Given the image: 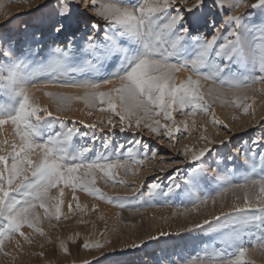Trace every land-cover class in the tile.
<instances>
[{
    "label": "snow or ice",
    "instance_id": "snow-or-ice-1",
    "mask_svg": "<svg viewBox=\"0 0 264 264\" xmlns=\"http://www.w3.org/2000/svg\"><path fill=\"white\" fill-rule=\"evenodd\" d=\"M47 3L48 0H44L35 10L46 6ZM204 4L205 0H138L134 6L123 4L120 0H56L53 7L54 15L58 18L55 24L56 32L65 29V22L72 21L77 7L96 17L97 22L92 24V32L84 42L82 51L90 55L86 57L83 67H68L67 60L73 48L70 40L66 48H54L53 51L60 57L54 59L50 65L54 72L95 70L96 63L93 60L96 57L108 58L117 54L127 60V65L125 70L113 73L111 77L100 81L48 79L47 84L83 91L82 95L45 93L53 98L58 113L70 110L74 101H82L88 109L104 114L99 120V127L96 122H71L88 130L84 132L80 128L68 127L67 118L54 116L48 107L39 105L31 90L40 85L35 82L26 85L23 78H10L9 87L6 89L10 102L0 104V111L6 112L0 115V130L6 124H11V135L14 137L12 141H0V258H10V264H15L19 257L21 264H25L22 258L30 254L43 260L44 264H77L76 257L70 262L67 259L73 256L68 241L75 242V237L53 238L43 230L42 222L47 220L51 226L53 220L60 221L61 196L65 188L71 189L74 199L76 191L80 190L92 197L118 202L117 206L123 209L126 206L123 202L125 198L108 197L96 184L99 178L105 185L112 181L114 184L128 186L123 179L118 178V172L122 170L125 175L131 172L136 176L137 169L145 166L147 159L157 157L158 153L150 148L142 133L137 130L149 131L161 140L167 138L173 148L179 143L177 133H189L187 117L198 112L210 117L212 125L216 128L223 127L227 130L228 125L215 117L212 105L217 100L242 109L245 116L264 128V123H260L264 121V116L257 119L252 104L248 103L249 100L255 103L257 94L264 97V31H260L258 44H249L241 32L243 13L240 12L241 7L264 6V0H256L255 3H247L244 0H214L217 9L228 13L224 17V24H213L210 34L193 36L185 22L186 16L200 10ZM29 7L31 8V5ZM100 21L104 24L103 32ZM97 33L101 34L103 41L98 40ZM117 38H126L137 43L140 50L130 55L128 49L118 43ZM187 40L193 45L191 52L194 55L191 58H188L187 54H180L184 51ZM0 56L10 58V46L0 45ZM243 60L251 61L256 67V72L247 78L226 80L224 74L230 65ZM182 69L190 70L195 79L189 76L178 83L176 73ZM209 80L213 84L218 82L220 86L227 85L229 90L225 92L222 87H209L207 93L202 92L201 81ZM257 85L260 87L257 88ZM105 86H108V90L102 91ZM228 96L232 97L230 102L224 99ZM174 112L183 114L185 120L177 123ZM87 115L92 116L93 111H89ZM49 118L55 121L61 130L47 138L39 139V124ZM231 118L238 119L236 116ZM191 127L203 128V124L198 126L193 120ZM104 128L109 129L102 143L106 152L110 148L113 149L114 129H119L121 133L131 132L138 138L128 147L123 144L115 145L114 156L97 154L94 158H87L98 139L96 135L92 136L91 143L77 151L70 150L73 137H86L89 132H102ZM199 139L204 142L203 147L197 149L195 146L189 148L185 145L177 149L178 154L183 155L185 160L172 158L165 167L173 168L174 165L191 162L196 166V170L207 173L209 170L203 161L217 141L210 140L203 132ZM229 141L230 136L220 137L219 145ZM262 142L264 141L254 140L252 144L258 147ZM255 154L253 151L252 155ZM259 156L261 161H264V152ZM163 172L164 169H160L161 175L147 185V192H140L135 184L132 185L134 191L140 192L138 200L146 199L151 202L158 196H170L182 186L194 183L176 167L167 178L168 184L164 185L161 180ZM54 188L60 192V196L51 195ZM231 191L235 199L227 211H222L211 219L205 218L202 222L193 223L186 229L194 231L205 229L206 226L213 230L228 229L225 238L227 247L211 252L205 249L202 254L170 259L167 264H250L247 254L257 249L264 250V175L258 178L245 177L242 183L232 185ZM215 202L213 200V204ZM201 204L206 205L207 198L203 201H193L192 208L186 211L198 212ZM96 207L94 205L93 209ZM40 209L43 210L42 213ZM68 210L69 213L73 212L71 202L68 204ZM139 210L136 208V211ZM67 218L65 216V219ZM100 219L102 220L103 216ZM24 228L31 231L25 232ZM17 234L20 239L16 238ZM34 235L42 237L44 242L39 243V252L28 253L25 246L34 248L37 245ZM101 235L104 237L103 242L85 239L82 246L76 245L77 257L80 247L94 249L98 253L91 259L79 258V264H98L99 257L117 251L113 240L104 236V233ZM167 235L169 233L163 230L158 231L156 235L147 233L146 238L137 237L122 242L120 251L141 248L148 241ZM13 242L14 247L8 250V244ZM45 245L51 248L55 259H49ZM61 256L64 257L63 262L60 260ZM0 264H3V259H0Z\"/></svg>",
    "mask_w": 264,
    "mask_h": 264
},
{
    "label": "rangeland",
    "instance_id": "rangeland-1",
    "mask_svg": "<svg viewBox=\"0 0 264 264\" xmlns=\"http://www.w3.org/2000/svg\"><path fill=\"white\" fill-rule=\"evenodd\" d=\"M43 2L44 0H27L26 3L24 0H0V45L10 46L11 50L10 58L5 59L0 56V104L10 102V96L6 92L10 78H23L26 85L32 82L40 85V87L31 90L32 95H34L41 107H48L54 116L67 118L68 127L80 128L82 132L88 131L79 124L73 125L71 123L72 121L81 120L88 124L96 122L99 127V120L104 114L98 110L88 109L82 101H74L70 110L58 113L53 98L45 95V93L82 95L83 91L76 88H61L53 84H47V81L49 78L100 81L111 77L113 74L109 72L104 74L97 69L92 72L90 70L82 72L69 71L67 73L63 71L54 72L53 68L48 66V64L52 63V59L60 58L57 53H53L51 57L49 56V60L46 61L48 64L44 62L46 63L44 66L47 65L48 67L41 65V71L39 69L38 72L35 71L37 68L34 66L41 61H35L36 63L38 62L37 64L33 61L43 59V53L46 50L48 51L51 45L55 44L56 47L66 48L70 40L73 44H77L74 46L77 50L74 48L73 50L76 52L80 50V53H83L80 56L87 57L90 54L82 51L84 42L92 32V24L96 23L97 19L86 10L77 7L72 21L65 22V29L61 32H56L55 24L58 18L53 12L56 0H48L46 6L35 10L36 6ZM120 2L134 6L138 3V0H120ZM244 2L255 3L256 0H244ZM29 5H31V8ZM240 12L243 13L242 35L249 44H258L260 42V31H264V6L256 8L241 7ZM227 14L226 11L221 12L214 6V0H205V4L200 10L186 16L185 22L191 35L195 36L201 33L207 35L210 34L213 24H224V17ZM9 20L11 21L8 22ZM99 23L101 24V32H103L104 24L102 21ZM225 30H227V25ZM96 35L98 40H103L100 33ZM31 41L34 42L33 48L35 50L33 49V52L29 51V54L34 53V55L31 54L32 57L30 58L29 56L31 55L28 54L27 56L26 52L30 48ZM130 45L132 46V44ZM192 49L191 41L187 40L185 41L184 51L180 54H187L188 58H191L194 55L191 52ZM75 51L70 53L73 54L71 57L74 56ZM55 54L56 56H54ZM25 56H27V59ZM77 56L79 57L78 54H75L74 58L76 60H78ZM74 58L70 59L68 57L72 62L67 60L69 68L75 67L76 60L74 62ZM97 59L95 58L93 62ZM31 64L34 65L32 66ZM255 72V65L249 60H243L240 63L231 64L224 75L226 80H233L234 78L250 77ZM189 76H193V73L190 70L182 69L176 73L177 82L186 80ZM193 78L195 79L194 76ZM201 83L203 85L201 91L204 93H207L209 87H222L225 92L229 90L227 85L220 86L218 82L213 84L211 80L201 81ZM45 84H47L46 87L44 86ZM256 87L259 88L260 85ZM101 90L107 91L108 86L103 87ZM224 99L230 102L232 97L228 96ZM262 101H264V97L259 94L255 96V103L252 100L248 101L249 104H252L257 119L264 116V102ZM12 106H15V102H13ZM212 107L215 117L228 125V129L226 130L223 127L216 128L212 125L210 117H205L203 112H198L194 116L187 117L189 133L176 134L179 143L175 145V148L172 147V143L167 138L161 140L149 131L137 130L142 133L144 141L149 144L150 148L158 153L157 157L155 159H147L145 166L137 169L138 175L136 176H133L131 172L125 175L120 170L118 178L123 179L128 186L118 183L114 184L112 181L105 185L99 178L96 184V187L108 197L125 198L123 202L126 206L123 209L117 206L118 202H109L103 198L92 197L80 190L76 191V198L74 199L71 189H64L61 196L62 215L60 221L53 220L51 226H49L48 221L45 220L42 222L41 227L53 238L57 236L61 239H66L69 236L75 237V242L68 241L69 249L73 253V256L67 258L69 262L76 257L77 264H79V258L91 259L93 256H97L98 253L94 249L80 247L77 257L76 245L82 246L85 239L89 241L101 240L103 242L104 237L101 233L113 240L117 251L99 257L98 264H167L170 259L192 257L197 255V253L202 254L205 249L211 252L227 247L225 238L228 234V229L213 230L207 228V226L205 229L194 231H187L186 229L193 223L202 222L205 218L211 219L212 216L219 215L222 211H227L235 199L231 191L232 185L242 183L245 177L258 178L260 175H264V171H262L264 170V161H261L259 156L261 152H264V142L258 147L252 144L254 140L264 141V128L252 121L250 117L245 116L242 109H236L231 103H221L220 100H217ZM89 111H93L92 116L87 115ZM4 114H6L5 111H0V115ZM173 115L177 123L185 120V116L179 112H174ZM232 116H236L238 119L233 120ZM193 120L197 122L198 126L202 123L203 128H192ZM260 123H264V121H260ZM60 130L59 126L51 118L41 121L39 124V139L47 138V136ZM12 131V125L6 124L0 130V141L5 139L12 141L14 139L11 135ZM181 131L183 132V128ZM108 132L109 129L104 128L102 132H89L86 137L77 135L71 141L70 150L77 151L80 147L91 143L92 136L96 135L98 139L95 141L93 151L87 154V158H94L97 154L114 156L115 145L123 144L128 147L134 139L138 138V136H133L131 132L121 133L119 129H114L112 133L113 149L110 148L106 152L102 143ZM202 132L210 140L217 141L216 145L212 146V151L203 161L209 170L207 173L196 170V166L191 162L174 165L173 168L165 167L166 164L171 162L172 158L185 160L183 155L178 154L177 149H181L185 145L189 148L195 146L197 149L203 147L204 142L199 139ZM217 132L219 136H217ZM224 136H230V141L219 145V138ZM16 142L19 143L18 138H16ZM253 151L256 153L255 156L252 155ZM150 156L151 153H149ZM176 167H179L181 174L189 177L194 183L182 186L179 191L174 192L170 196H158L151 202L146 199L144 201L137 199L140 192H147V185L155 177L161 175L160 169H164L161 178L162 183L167 185L169 182L167 178L172 175ZM142 183L144 187L141 188ZM133 184H135L137 189H140V192L134 191ZM226 189L228 190L226 191ZM51 195L60 196L61 194L54 188L51 190ZM205 198H207V204H201L198 212L186 211L192 208L193 201H203ZM213 200L216 201L215 204H213ZM69 202L72 204V213H69L68 210ZM94 205L97 206L95 209H93ZM128 205H132V207H128ZM136 208L140 210L136 211ZM39 211L43 212L42 209ZM65 216L68 218L65 219ZM101 216H103L102 220L100 219ZM249 227L251 228V226ZM160 230L169 233V235L162 236L158 240L148 241L145 246L135 250L120 251L122 242L136 239L137 237L146 238L147 233L156 235ZM252 230L254 231L255 229L253 228ZM23 231L30 232L31 229L24 228ZM16 238L20 239L18 234ZM34 239L37 241L36 247L25 246L26 252H39L41 250L39 243L44 242L43 238L34 235ZM21 242L23 243L22 240ZM13 247L14 242L7 246L8 250ZM249 247L251 246L249 245ZM45 249L49 259H55L48 245H45ZM140 251H143V258L138 261L135 259V255H138L137 253ZM0 259H3V264H10V258ZM22 259L25 264H44L43 260L30 254ZM60 260L63 262L64 257L61 256ZM247 260L250 264H264V250L250 251L247 254ZM15 264H21V258L18 257Z\"/></svg>",
    "mask_w": 264,
    "mask_h": 264
},
{
    "label": "bare ground",
    "instance_id": "bare-ground-1",
    "mask_svg": "<svg viewBox=\"0 0 264 264\" xmlns=\"http://www.w3.org/2000/svg\"><path fill=\"white\" fill-rule=\"evenodd\" d=\"M118 39V43L120 44V45H122L123 47H125V48H127L128 49V53L130 54V55H133V54H136L139 50H140V46L137 44V43H135V42H132V41H129L128 39H126V38H117ZM101 41H103V40H101ZM77 42V41H76ZM33 41H31V44L29 45V47L30 48H28L29 50H28V52H26L27 53V56H28V54H29V51L31 50H33L34 48H33ZM130 44H132V46L130 45ZM75 45H77V44H73V48H74V46ZM56 46H55V44L54 45H51V47L49 48V50L47 51L46 50V52H44L43 53V59H40V60H33L34 62L35 61H41V62H39V64H37L36 62H35V64H37V65H34V64H31L32 66L34 65V66H36V70L35 71H37L38 72V69H39V71H41V68H42V66L43 67H46V66H44V64H46L47 62V60H49L48 58H49V56L51 57V55L53 54V53H55L53 50H54V48H55ZM61 48H63V47H61ZM73 48L71 49V53L72 52H74L75 50H77V49H75V50H73ZM76 48H78V47H76ZM35 50V49H34ZM30 51V52H31ZM33 52V51H32ZM76 52V51H75ZM32 53H30L29 55H31ZM75 54L77 55H79V57H78V60H76L74 57H75ZM80 54H83V53H80V50L78 51V52H76V53H74V56H72L71 57V55H73V54H70V56H69V58L71 59V58H74V62H75V60H76V64H74V66L75 67H73V68H79V67H83V65H84V62H85V58L84 57H82V55L80 56ZM32 55H34V53L32 54ZM32 55L31 56H29L30 58L32 57ZM27 56H25V58L27 59ZM37 56V55H36ZM54 56H56V54L54 55ZM24 57V56H23ZM57 57H58V55H57ZM39 58V57H38ZM38 58H36V59H38ZM85 60H84V59ZM96 58H98L94 63H96V66L97 65H100V66H97V70L98 71H100V72H102V73H107V72H109L110 74L112 73H116V72H120V71H123L124 70V68L126 67V64H127V60L126 59H124V58H122V55L121 54H117V55H113V56H111V57H108V58H102V57H96ZM22 59V58H21ZM35 59V58H34ZM70 59H68V60H70ZM52 60H54V59H52ZM51 60V61H52ZM73 60V59H72ZM26 61V60H25ZM98 61V62H97ZM29 62V61H28ZM44 62H46V63H44ZM49 62V61H48ZM70 62H71V60H70ZM33 63V62H32ZM72 63V62H71ZM48 64V63H47ZM42 65V66H41ZM51 65V64H50ZM49 64H48V66H50ZM47 66V67H48ZM99 67V68H98ZM91 72L93 71V70H90ZM236 181V180H235ZM138 255H135V259H137L138 261H141V259L143 258V251H140L139 253H137Z\"/></svg>",
    "mask_w": 264,
    "mask_h": 264
}]
</instances>
